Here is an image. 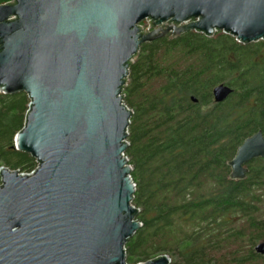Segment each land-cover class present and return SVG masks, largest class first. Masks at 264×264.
<instances>
[{
  "label": "water",
  "instance_id": "obj_1",
  "mask_svg": "<svg viewBox=\"0 0 264 264\" xmlns=\"http://www.w3.org/2000/svg\"><path fill=\"white\" fill-rule=\"evenodd\" d=\"M146 19L151 30L142 33L138 25ZM191 31L264 40V0L0 5V93L28 96L14 148L38 165L32 176L0 170V264H126L124 246L141 225L123 157L131 112L121 88L142 44ZM231 92L215 87L214 102ZM258 158L264 159L260 131L237 149L229 178L245 179L246 165ZM254 251L264 257V241Z\"/></svg>",
  "mask_w": 264,
  "mask_h": 264
},
{
  "label": "trees",
  "instance_id": "obj_2",
  "mask_svg": "<svg viewBox=\"0 0 264 264\" xmlns=\"http://www.w3.org/2000/svg\"><path fill=\"white\" fill-rule=\"evenodd\" d=\"M220 85L232 92L215 103ZM120 95L131 112L123 155L141 225L124 246L126 264L159 256L170 264H264L254 251L264 241V159L246 165L245 179L229 178L239 146L264 134V40L191 31L142 44ZM29 103L25 93H0V169L36 166L14 148Z\"/></svg>",
  "mask_w": 264,
  "mask_h": 264
},
{
  "label": "built area",
  "instance_id": "obj_3",
  "mask_svg": "<svg viewBox=\"0 0 264 264\" xmlns=\"http://www.w3.org/2000/svg\"><path fill=\"white\" fill-rule=\"evenodd\" d=\"M197 20H195L194 22H196ZM150 20L146 19L144 20L143 22H141L138 27L141 29V32L142 33H147L149 32L151 29H150ZM124 157V155H123ZM125 158V157H124ZM38 169V165H36L32 170H30L29 172H18V171H14L16 172L19 176H32L35 171ZM1 170V169H0Z\"/></svg>",
  "mask_w": 264,
  "mask_h": 264
},
{
  "label": "rangeland",
  "instance_id": "obj_4",
  "mask_svg": "<svg viewBox=\"0 0 264 264\" xmlns=\"http://www.w3.org/2000/svg\"><path fill=\"white\" fill-rule=\"evenodd\" d=\"M261 243V242H260ZM259 244V243H258Z\"/></svg>",
  "mask_w": 264,
  "mask_h": 264
}]
</instances>
